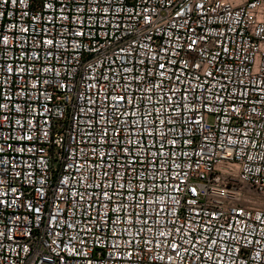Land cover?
<instances>
[{
  "label": "built area",
  "instance_id": "obj_1",
  "mask_svg": "<svg viewBox=\"0 0 264 264\" xmlns=\"http://www.w3.org/2000/svg\"><path fill=\"white\" fill-rule=\"evenodd\" d=\"M0 264H264V0H0Z\"/></svg>",
  "mask_w": 264,
  "mask_h": 264
},
{
  "label": "rangeland",
  "instance_id": "obj_2",
  "mask_svg": "<svg viewBox=\"0 0 264 264\" xmlns=\"http://www.w3.org/2000/svg\"><path fill=\"white\" fill-rule=\"evenodd\" d=\"M233 2H236V3H240V2H243L244 0H231Z\"/></svg>",
  "mask_w": 264,
  "mask_h": 264
},
{
  "label": "snow or ice",
  "instance_id": "obj_3",
  "mask_svg": "<svg viewBox=\"0 0 264 264\" xmlns=\"http://www.w3.org/2000/svg\"><path fill=\"white\" fill-rule=\"evenodd\" d=\"M161 67H163V65H161ZM193 191H195V189H193Z\"/></svg>",
  "mask_w": 264,
  "mask_h": 264
}]
</instances>
